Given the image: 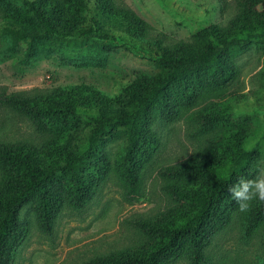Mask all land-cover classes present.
<instances>
[{
    "label": "trees",
    "instance_id": "16d2710c",
    "mask_svg": "<svg viewBox=\"0 0 264 264\" xmlns=\"http://www.w3.org/2000/svg\"><path fill=\"white\" fill-rule=\"evenodd\" d=\"M7 51L26 59L50 53L56 39L104 41L117 36L148 53L158 71L138 74L117 97L90 84L4 92L3 105L27 118L45 136L35 145L0 142V264H14L31 224L52 235L66 208L80 210L115 176L131 202L143 195L144 172L162 147L157 124H171L193 110L208 142L186 161L159 172L173 201L167 210L133 225L145 236L135 248L84 264H170L185 258L203 264L214 238L239 213L228 188L254 175L253 126L234 114L241 95L227 94L238 76L235 57L250 36H264V0H233L226 24L202 29L193 43H166L162 34L114 0H0ZM105 43V42H104ZM123 139L114 160L109 146ZM245 231L262 229L264 202L245 214Z\"/></svg>",
    "mask_w": 264,
    "mask_h": 264
},
{
    "label": "rangeland",
    "instance_id": "374dc122",
    "mask_svg": "<svg viewBox=\"0 0 264 264\" xmlns=\"http://www.w3.org/2000/svg\"><path fill=\"white\" fill-rule=\"evenodd\" d=\"M144 19L166 43H193L196 35L212 24H226L233 15V0H114ZM0 10V98L4 92L47 90L76 84H90L110 97L119 96L138 74H153L157 65L148 53L123 37L107 41L56 39L52 51L26 59L22 50L7 51ZM105 42V43H104ZM249 48L235 57L238 76L227 94L241 95L234 114L247 118L253 132L248 142L257 149L254 174L264 167V36H250ZM194 110V109H193ZM193 110L171 124L156 126L162 147L144 172L143 195L134 202L125 197V188L111 176L85 208H66L57 219L52 235L44 234L34 221L31 205L22 216L31 224L27 241L18 250L14 264H84L98 256L135 248L145 236L133 225L152 218L173 205L163 190L159 172L180 164L205 146L209 135L197 130ZM45 139L25 117L3 105L0 99V142H28L39 145ZM123 139L109 146L111 159L120 155ZM245 214L218 234L203 264H264L262 229L245 231ZM170 264H191L182 258Z\"/></svg>",
    "mask_w": 264,
    "mask_h": 264
},
{
    "label": "clouds",
    "instance_id": "9594fccd",
    "mask_svg": "<svg viewBox=\"0 0 264 264\" xmlns=\"http://www.w3.org/2000/svg\"><path fill=\"white\" fill-rule=\"evenodd\" d=\"M228 192L241 213L250 211L254 201L264 202V167L257 168L251 178L239 176Z\"/></svg>",
    "mask_w": 264,
    "mask_h": 264
}]
</instances>
